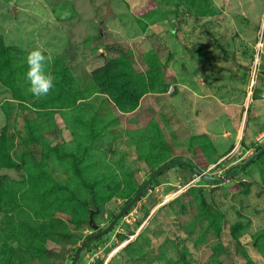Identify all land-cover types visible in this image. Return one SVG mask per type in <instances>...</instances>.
<instances>
[{
	"label": "rangeland",
	"instance_id": "rangeland-1",
	"mask_svg": "<svg viewBox=\"0 0 264 264\" xmlns=\"http://www.w3.org/2000/svg\"><path fill=\"white\" fill-rule=\"evenodd\" d=\"M206 2L0 0V264H71L89 209L103 228L164 162L220 177L258 150L264 0ZM35 47L57 60L40 98L24 79ZM77 264H264V153L219 184L169 168Z\"/></svg>",
	"mask_w": 264,
	"mask_h": 264
},
{
	"label": "water",
	"instance_id": "water-1",
	"mask_svg": "<svg viewBox=\"0 0 264 264\" xmlns=\"http://www.w3.org/2000/svg\"><path fill=\"white\" fill-rule=\"evenodd\" d=\"M263 78H264V70H260ZM264 153V145L260 147L255 153H253L251 156H249L246 160L241 162L240 164H235L229 166L223 173L222 176L216 177L214 175L208 174L204 171H202L200 168L195 166L193 163H188L182 160H171L164 165L158 167L155 169L151 174L148 176V178L142 183L138 191L132 196V198L113 216V218L108 222L106 226L103 228L100 227L99 224H97L94 220V213L97 211V209L90 208L89 209V215H88V225L93 229V233H91L89 236H87L74 250V254L71 260V264H77L80 254L82 251H84L87 247V244L94 239H97L109 232V230L113 227V225L121 218L123 217L133 206L134 204L140 199L144 191L147 189L148 185L152 182V180L160 175L165 170L169 169L172 166L180 165L184 166L186 168H189L192 170L195 174L200 176L201 178L205 179L206 181L212 183V184H219L225 182L227 179L231 178L230 172L236 170L241 171L243 168L248 166L251 162H253L256 158H258L261 154Z\"/></svg>",
	"mask_w": 264,
	"mask_h": 264
},
{
	"label": "clouds",
	"instance_id": "clouds-1",
	"mask_svg": "<svg viewBox=\"0 0 264 264\" xmlns=\"http://www.w3.org/2000/svg\"><path fill=\"white\" fill-rule=\"evenodd\" d=\"M65 15L70 13L65 12ZM26 51L25 62L27 69L24 79L28 84V91L35 97L47 96L55 87V77L48 69L54 63V57L42 47H35Z\"/></svg>",
	"mask_w": 264,
	"mask_h": 264
},
{
	"label": "trees",
	"instance_id": "trees-1",
	"mask_svg": "<svg viewBox=\"0 0 264 264\" xmlns=\"http://www.w3.org/2000/svg\"><path fill=\"white\" fill-rule=\"evenodd\" d=\"M188 1H191V2H193V3H195V8H197V9H200L202 6H203V4H205L208 8H210L211 9V7L209 6V4H208V2H206L207 0H183V3L185 4L186 2H188ZM212 14H216V12L213 10L212 12H211ZM3 47V46H2ZM3 48H5L8 52H15V53H19L20 51L19 50H17V49H15V48H10V47H3ZM56 62H57V60H54V64H56ZM0 70H1V66H0ZM105 71L107 72V73H109V69H107V68H105ZM117 73H115L114 71L113 72H111V74L110 75H107V74H104L105 75V79H106V81H107V83L108 84H110V85H112L113 83H114V80H116V75ZM110 76V77H109ZM70 78L68 77V74H67V72H66V70L64 69V70H62V73H60V75H59V78H58V81L59 82H64V81H66V80H69ZM57 80V79H56ZM10 88H11V90L14 92V95H16V88H14V86L13 85H10L9 86ZM141 94H136V95H134V97L135 98H137V97H139ZM264 145V142L262 143V144H260L258 147H257V149H259L260 147H262ZM0 146H4V137H2V134L0 135ZM0 159H5L4 158V154H3V148L2 149H0ZM261 156V155H260ZM259 156V157H260ZM247 159V158H246ZM245 159V160H246ZM169 161H171V160H169ZM169 161H166V162H164L163 164H161L160 166H162V165H164L165 163H167V162H169ZM188 162V161H187ZM189 163H193V162H189ZM194 164V163H193ZM195 165V164H194ZM159 166V167H160ZM196 166V165H195ZM173 167V166H172ZM172 167H170V168H172ZM199 168V167H198ZM168 170V169H167ZM166 171V170H165ZM164 171V172H165ZM192 171V170H191ZM236 172V170H234V171H232V172H230V175L232 176L234 173ZM163 173V172H162ZM80 179H82L83 178V176H81L80 175V177H79ZM3 183L4 182H2V178L0 177V187L1 186H3ZM95 184V182L94 183H92L90 186H84L85 188H89V190L91 191L92 190V188H93V185ZM142 185V184H141ZM140 185V186H141ZM140 186L138 187V188H136L135 190H134V192L131 194V195H129L127 198H126V200H125V202H124V205L132 198V196L138 191V189L140 188ZM145 192H146V190L144 191V193L142 194V196L145 194ZM141 196V197H142ZM77 198H79V196H78V193H77V191L76 190H71L69 193H63L62 195H61V197H60V199H61V205L62 204H66V205H68L69 203H71L72 201H74L75 202V200H77ZM92 203V202H91ZM136 204V203H135ZM135 204H134V206H135ZM123 205V206H124ZM133 206V207H134ZM44 231V228H43V226H40L36 231H35V235L34 236H31V239H32V241H33V239L35 240V248H36V250L38 251V252H42L41 250L43 249V246L41 245V240H39V236L41 235V234H43V238L45 237V233L43 232ZM98 239V238H97ZM94 240H96V239H94ZM94 240H91L88 244H87V247H86V249L89 247V245L94 241Z\"/></svg>",
	"mask_w": 264,
	"mask_h": 264
},
{
	"label": "built area",
	"instance_id": "built-area-1",
	"mask_svg": "<svg viewBox=\"0 0 264 264\" xmlns=\"http://www.w3.org/2000/svg\"><path fill=\"white\" fill-rule=\"evenodd\" d=\"M259 47H257L258 51L256 53V59L254 60L253 70L257 69V65L260 64L259 54L261 53V43H259Z\"/></svg>",
	"mask_w": 264,
	"mask_h": 264
},
{
	"label": "flooded vegetation",
	"instance_id": "flooded-vegetation-1",
	"mask_svg": "<svg viewBox=\"0 0 264 264\" xmlns=\"http://www.w3.org/2000/svg\"><path fill=\"white\" fill-rule=\"evenodd\" d=\"M157 177V176H156ZM153 181V180H152ZM149 186V185H148Z\"/></svg>",
	"mask_w": 264,
	"mask_h": 264
}]
</instances>
